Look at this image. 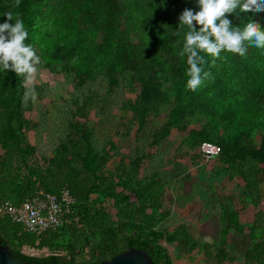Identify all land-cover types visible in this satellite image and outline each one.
Masks as SVG:
<instances>
[{
    "label": "trees",
    "instance_id": "16d2710c",
    "mask_svg": "<svg viewBox=\"0 0 264 264\" xmlns=\"http://www.w3.org/2000/svg\"><path fill=\"white\" fill-rule=\"evenodd\" d=\"M185 8L198 10L194 0H0V22L8 11L13 21L22 19L29 31L26 43L47 68L60 67L83 80L106 71L111 83L118 73L135 75L139 97L131 109L134 122L141 127L164 116L155 144L176 131L187 134L196 149L203 143L218 146L217 160L228 179L246 186L242 207L256 208L264 197L256 145L260 138L264 148V51L250 47L247 57L225 52L220 58L206 56L210 76L197 91L188 90L186 57L179 55L183 33L175 35ZM252 18L264 27V12H254ZM232 19L241 27L247 21ZM25 86L15 73L0 72V204L19 205L37 193L56 195L64 188L75 204L60 229L38 237L0 215L3 245L23 264H98L131 248L145 252L154 264H170L155 244L160 239L154 230L157 213L165 217L163 183L139 177L140 158L121 161L110 174L96 173L100 164L90 165L91 136L82 123L74 127L75 141L60 146L50 159L42 158L18 116ZM173 114L179 117L174 120ZM228 204L218 264L231 230L258 235L242 264H264V213L256 211L251 223H241L230 200ZM170 239L180 256L192 243L183 226ZM25 249L46 253L29 255Z\"/></svg>",
    "mask_w": 264,
    "mask_h": 264
},
{
    "label": "rangeland",
    "instance_id": "374dc122",
    "mask_svg": "<svg viewBox=\"0 0 264 264\" xmlns=\"http://www.w3.org/2000/svg\"><path fill=\"white\" fill-rule=\"evenodd\" d=\"M37 67L34 81L25 86L18 114L29 143L48 160L60 146L76 140L74 127L82 123L91 136L90 165L100 164L96 173L110 174L121 161L128 164L140 158L139 177L159 180L165 188V217L159 218L157 213L154 230L160 235L155 244L165 251L170 264H218L216 255L223 241L229 200L241 223H251L256 211L264 213V197L256 208L242 207L247 193L245 184L238 179L229 180L217 157H203L187 134L172 131L166 140L155 144L153 136L166 122L164 116L152 117L141 127L134 122L131 109L139 97L135 75L118 73L115 83H111L106 71L83 80L60 67L50 69L42 62ZM178 117L172 115L174 120ZM189 127L195 133L200 130L197 125ZM260 141L258 138L257 153L264 170ZM179 226L188 230L192 241L184 256L178 254L170 239ZM257 237L231 230L226 236V254L221 264H242Z\"/></svg>",
    "mask_w": 264,
    "mask_h": 264
},
{
    "label": "clouds",
    "instance_id": "9594fccd",
    "mask_svg": "<svg viewBox=\"0 0 264 264\" xmlns=\"http://www.w3.org/2000/svg\"><path fill=\"white\" fill-rule=\"evenodd\" d=\"M198 10L185 8L178 18L175 35L183 33L179 52L186 57V88L197 91L210 73L205 71L206 56L221 53L247 57L250 47L264 51V27L252 13L264 12V0H194ZM250 14V15H241ZM247 21L241 27L232 17ZM0 22V72H13L25 84L34 81L41 58L32 44L26 43L29 31L22 19L13 21L8 11ZM28 93H25L27 102Z\"/></svg>",
    "mask_w": 264,
    "mask_h": 264
},
{
    "label": "built area",
    "instance_id": "2783aa9c",
    "mask_svg": "<svg viewBox=\"0 0 264 264\" xmlns=\"http://www.w3.org/2000/svg\"><path fill=\"white\" fill-rule=\"evenodd\" d=\"M198 152L205 158L218 157V146L203 143L198 147ZM75 199L68 189H62L58 194L37 193L35 196L24 200L19 205L11 202L0 204V215L10 222L20 225L26 233L38 237L47 231H56L63 226L65 216L70 213ZM29 255L46 253V250L38 252L34 249L24 250Z\"/></svg>",
    "mask_w": 264,
    "mask_h": 264
},
{
    "label": "water",
    "instance_id": "95a60500",
    "mask_svg": "<svg viewBox=\"0 0 264 264\" xmlns=\"http://www.w3.org/2000/svg\"><path fill=\"white\" fill-rule=\"evenodd\" d=\"M37 255V252H35ZM54 256H62L61 252H53ZM0 264H23L16 260L10 253L8 247L2 244L0 240ZM55 264V263H52ZM98 264H154L151 258L139 249L131 248L114 256L109 261H103Z\"/></svg>",
    "mask_w": 264,
    "mask_h": 264
},
{
    "label": "flooded vegetation",
    "instance_id": "af4514ba",
    "mask_svg": "<svg viewBox=\"0 0 264 264\" xmlns=\"http://www.w3.org/2000/svg\"><path fill=\"white\" fill-rule=\"evenodd\" d=\"M1 240V239H0ZM2 241V240H1ZM3 244V243H2Z\"/></svg>",
    "mask_w": 264,
    "mask_h": 264
}]
</instances>
